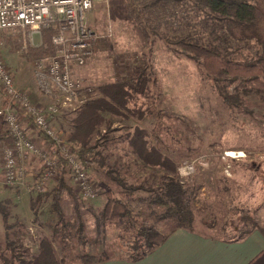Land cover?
Segmentation results:
<instances>
[{
    "label": "rangeland",
    "instance_id": "obj_1",
    "mask_svg": "<svg viewBox=\"0 0 264 264\" xmlns=\"http://www.w3.org/2000/svg\"><path fill=\"white\" fill-rule=\"evenodd\" d=\"M140 6L136 0H99L87 14L88 25L101 38L94 58L86 63L92 62L93 70H82L77 77L93 86L95 97L98 87L107 82L132 84L142 69L147 79L144 94L134 95L118 113H102L106 124L90 139L93 147L86 167L97 191L95 201V197L83 200L79 196L69 181L68 168H55L52 181L37 193L30 187L38 177L39 158L34 156L33 166L23 168V175L13 183L4 180L0 159V208L7 224L0 214V264H33L43 239L50 243L57 264H68L83 254L130 259L136 252L132 248L142 219H149L158 242L179 225L173 218L158 219L160 210L150 203L172 169L178 174L193 221L222 226L242 222L263 199L264 79L215 83L199 61L185 55L181 40L206 34L190 0H160L155 11L140 10ZM131 16L140 29L130 24ZM23 43L19 31L1 32L0 54L13 76L17 74L20 80L24 76L36 86L33 64L45 57L32 48L41 40L36 36ZM229 51L230 58L243 61L260 49L251 41L237 47L232 44ZM222 90L232 103L223 101ZM76 111L59 113L54 130L79 150L69 140L72 130L66 131L69 125L72 129ZM136 129L144 133L145 147L166 160V169L142 161L129 145L128 138ZM61 178L70 192H59L57 212L53 193ZM123 190L128 194L122 201L130 218L97 223L100 200L105 203L107 193L120 198Z\"/></svg>",
    "mask_w": 264,
    "mask_h": 264
},
{
    "label": "trees",
    "instance_id": "obj_2",
    "mask_svg": "<svg viewBox=\"0 0 264 264\" xmlns=\"http://www.w3.org/2000/svg\"><path fill=\"white\" fill-rule=\"evenodd\" d=\"M159 1L136 0L142 5L139 7L140 10L149 7L150 11H155L154 6ZM190 1L191 9L199 17V27L206 34L205 37L196 35L183 38L180 45L185 55L190 59L199 61L202 69L215 83L217 81L241 82L257 76H261L264 79V0ZM129 20L130 24L140 29L136 24L137 20L132 19V16ZM141 31L143 32V30H139L140 34H142ZM40 33L41 43L32 49L39 57H48L53 54V48L50 44V35L53 33V28H43ZM251 41L260 49V52L256 55L243 61H237L229 57L231 55L229 48L232 44L237 47L240 44L248 45ZM146 81V74L142 69L132 84L122 82L102 84L98 87V96L77 109L76 115L71 120L72 131L69 140L78 144L79 150L77 152L86 166L89 158L85 157V154L93 147L90 144V139L102 125L106 124L102 113H118V108L124 106L134 95L145 93ZM219 94L225 103H232L225 90L220 91ZM130 135L128 138L129 145L133 147L142 161L151 166L166 169V160L155 150L145 147L144 133L142 131L136 129ZM56 156L62 167H67L65 161L58 154ZM171 172V175L168 174L163 178L159 192L153 195L150 203L160 210L156 214L158 219L173 218L177 220L178 226L189 227L193 221L192 211L184 201V191L177 172L175 169H172ZM117 183L124 186L122 180L117 179ZM128 189L133 191L138 188L128 187ZM61 190L70 192V188L64 183L62 178L57 182L53 193V206L57 212H59L57 205L58 194ZM119 196L120 198H117L107 193L106 201L96 215L97 223L119 222L130 218V212L122 201V198L128 197V194L123 190L119 192ZM0 214L6 227V213L2 208H0ZM245 219L252 221L248 216ZM136 236L132 249L136 252L138 249L140 251L139 253L134 252V255L130 257L132 261L142 258L158 242L156 240L158 233L148 218L141 220ZM160 240L162 241L163 238ZM39 246L41 252L33 264H57L50 243L43 239L40 241ZM77 259L83 264H93L100 261V259L89 257L85 254L77 257ZM8 264L12 263L9 262Z\"/></svg>",
    "mask_w": 264,
    "mask_h": 264
},
{
    "label": "built area",
    "instance_id": "obj_3",
    "mask_svg": "<svg viewBox=\"0 0 264 264\" xmlns=\"http://www.w3.org/2000/svg\"><path fill=\"white\" fill-rule=\"evenodd\" d=\"M96 1L99 0H0V33L19 31L25 45L33 37H40L43 28H53L50 35L53 54L33 64L36 87L53 99L51 104L33 103L25 92L19 90L0 54V92L5 98V104L0 107V120L9 139L1 153V164L7 183H13L23 175L18 158L29 154L41 162L37 180L30 189L42 192L54 175L56 161L52 153H55L65 161L70 181L83 200L93 199L97 194L77 149L55 132L51 122L53 116L62 111H76L95 97L93 86L86 85L74 70L92 58L95 45L101 38L87 23V14ZM106 36H110L109 30ZM21 117L28 119L48 139L52 153L41 149L26 134ZM85 157H89L88 153Z\"/></svg>",
    "mask_w": 264,
    "mask_h": 264
},
{
    "label": "crops",
    "instance_id": "obj_4",
    "mask_svg": "<svg viewBox=\"0 0 264 264\" xmlns=\"http://www.w3.org/2000/svg\"><path fill=\"white\" fill-rule=\"evenodd\" d=\"M92 64L91 62L81 68H76L75 75L79 76L82 70L92 71ZM13 78L15 86L25 92L33 103L48 105L53 102V99L43 95L37 89L36 94L34 89L36 86H33L31 82H26L24 76H22V80L17 74ZM4 104L5 98L0 92V107ZM58 117L59 114L51 118L53 128L56 125L58 127L57 123L59 122L56 121ZM21 123L26 134L41 149L53 152L48 139L43 137L28 119L21 117ZM67 130H72L70 125ZM66 133L68 134V132ZM8 144L9 139L0 120V159L3 148ZM24 155L18 158L17 163L22 169H29L33 166L35 157L27 154L25 158ZM52 155L56 161V169L62 170L63 167L58 162L56 154L52 153ZM64 168L67 169V167ZM51 181L49 180L47 184ZM95 199L96 197L93 201ZM100 203L102 207L104 202L100 200ZM248 217L252 219V224V221L243 218L244 221H234L227 224L229 226L197 221H193L190 227L173 226L166 231L162 241L157 242L152 249L136 261L122 256L104 257L101 255L97 258L100 261L93 264H264V197ZM93 255L98 256L97 254ZM68 264L83 263L75 260Z\"/></svg>",
    "mask_w": 264,
    "mask_h": 264
},
{
    "label": "bare ground",
    "instance_id": "obj_5",
    "mask_svg": "<svg viewBox=\"0 0 264 264\" xmlns=\"http://www.w3.org/2000/svg\"><path fill=\"white\" fill-rule=\"evenodd\" d=\"M230 153V152H229ZM239 155V154H238Z\"/></svg>",
    "mask_w": 264,
    "mask_h": 264
}]
</instances>
